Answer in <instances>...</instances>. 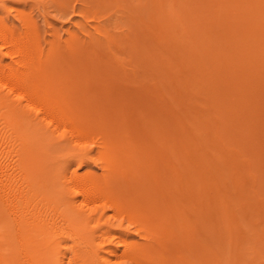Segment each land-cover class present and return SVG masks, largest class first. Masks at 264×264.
Masks as SVG:
<instances>
[{
  "label": "rangeland",
  "instance_id": "1",
  "mask_svg": "<svg viewBox=\"0 0 264 264\" xmlns=\"http://www.w3.org/2000/svg\"><path fill=\"white\" fill-rule=\"evenodd\" d=\"M177 1H175V3L179 5L178 8L180 7V10L172 7L173 3L170 1L171 5L168 0H0V27H5L9 31H16L19 36H23V33L26 32L25 28L29 27L30 32H33L41 49H47L50 44H53L59 47L60 51L64 54L67 52L68 55L69 51L68 58H64L63 61L60 62L64 68H68L67 72L63 71L60 79L69 82L66 78H72L74 86H79L80 88L86 89V92L88 91V98H90L91 102L87 99L88 101L84 100L77 104H79V106L84 104V106H81V109L89 113L90 116L88 114V116H86L90 118V121L92 120L93 122L94 118L92 115H94L104 119L106 122L115 123L121 128V143L124 147L126 146V151H130L132 156V160L130 159V164H128L129 167L132 168V166L135 165L137 167L134 166V168L140 167L144 169L145 172L147 170L149 172L155 170L158 175L152 172V176H158L160 177L159 179L165 178L166 180L164 181L170 186H176L179 181H185L187 178H190V183L193 187L188 189L190 191H194L195 189L199 195H201L203 191H205L203 193L210 191L208 194H204V198H202V194L199 200L204 201L205 199L204 203L202 202V205H205L204 208H207V206H209L208 204H210L208 199H211V201L213 200L212 202L215 203V206H212V203L210 204L215 209L210 212L216 211L214 214L217 215L215 216L217 221L215 222V217L213 219V223H215L216 226L213 225L212 222L213 226H209L210 228H215L214 232L213 229L208 227L205 229V232L197 228L202 225L200 221H198V219L196 220L195 216L192 215V212L196 214L194 212L196 210V205L191 202L190 204L192 205L186 206L189 207L194 205V207L189 208L188 211L190 212L184 211V213L182 212L183 214L179 212L181 215L178 214V217H181V220L176 217L175 214L178 212H176L175 208L172 213V215H175L173 218L179 219L181 222L180 224H183V226L185 225L186 228L184 227L183 229L187 232L192 229L195 230L194 227L201 232L200 236L203 238V241L200 237L199 240H201V242H199L200 248L202 247L200 249L202 260L200 263L201 258L199 261L187 258L193 262L192 264H249L252 259V264H264V245L262 246L264 241L258 237V235L261 236L263 233L262 231H264V51H238L240 50L238 48V50L236 49L237 51L235 49L233 51L234 46L232 48L228 47V49H226V47L224 48L225 50L216 49L214 51H212V49L207 50L208 48H204L206 51H204V49L202 51L195 49V52L178 51V46L175 47L177 51H174L175 49L173 48L174 45L172 42L173 37L169 38L171 41L165 40L169 36L167 33L178 36L179 30H182V32H180L181 34L185 33L183 29L185 31L187 29L188 31L191 27H193L194 31L195 29H200L195 31V33H197L195 36L201 38L203 37L202 34L208 31L207 35L209 37V33H211L210 37L205 38L208 40L211 38L209 40L210 43H212L213 38L217 44H219V42L221 43L223 37L220 36L218 31H215V27L219 22L214 19L216 18L215 12L211 14V11L222 7V3L224 6L228 0H218L220 4H216L217 1L215 0ZM200 1H202L201 3H203V5ZM192 2H196L197 4L193 3V6L190 8L192 12H190L188 7H190ZM167 3L173 10H170L169 7L165 9ZM175 3L173 6L176 5ZM208 3H210V5ZM262 5H264V3H262ZM160 6H163L164 9H160ZM202 7L204 10H202ZM167 9L172 12L176 10V13L173 15L175 16L178 14L179 18L177 15L176 17L172 15L169 22L165 21L163 18V20H161L159 16L161 15L160 11L161 13H168L169 11H167ZM193 9L194 11L197 10L194 12ZM181 11L182 15L180 14ZM200 13L202 16H205L200 17ZM197 14H200L198 17L199 20H195L197 19V17H195V15L198 16ZM150 16L154 19L150 20ZM162 17L165 18V15ZM210 18L217 22L214 26L213 23H210L213 22ZM179 19L182 20V23L178 21ZM172 21H174L175 24H172ZM175 21L178 25H176ZM185 21H188L187 24ZM193 21L196 25L199 23L197 25L198 28L194 26L195 23ZM246 21L249 23L242 22L244 25L241 24V26H250V28L253 29L254 27L257 29L260 28L264 33V20L259 23L262 25H259V27L257 26L258 24H256V22L254 23V21L252 22V20L247 19ZM200 23L202 24V28L199 26ZM166 24L172 27V29ZM203 25L206 26L204 27ZM174 28H176V31ZM170 29L175 32V34L170 31ZM210 30H214L215 33L217 32L216 35ZM260 30L258 31L261 33ZM190 31L188 32L190 33ZM217 36H219V38ZM198 37H196V39L199 42L201 39ZM186 38L187 37H185V40ZM145 40L149 46L152 43L150 42L151 40L154 42V55L156 53V56L153 55V51H150L149 54L151 53L154 59L162 57L159 59L163 61H157L155 59L154 63V59L151 60L153 57L151 58V54L149 55L148 53V58H146V60L142 58L144 56L147 57L146 51H141V49H143L141 44L145 45L143 42ZM203 41L202 39L199 43H203ZM215 42H213V44ZM170 43L172 44L170 45ZM213 44H209V47H212L210 45ZM262 46H264V42ZM229 48L231 51H229ZM139 50L141 52H139ZM0 51L1 53L3 52L2 55L6 57V51H9V47L1 46ZM205 52L207 54H201ZM194 54H197L196 58ZM218 54H222L221 57ZM192 55L197 61H194V58L191 57ZM202 55L205 57H202ZM215 56L217 58H215ZM189 57L191 58L189 59ZM199 57H202V59H200L201 61L198 60ZM183 58L185 59L183 60ZM202 60L205 64L202 63ZM215 60L217 61L215 62ZM159 61L162 62L161 67L153 68L155 65H160ZM207 61L209 64L206 63ZM150 62H153L155 65L152 66ZM146 63L150 65L151 68ZM217 63L220 65L218 68ZM199 65L200 67H198ZM250 66L252 68H250ZM143 67L144 70L142 71ZM134 70L138 71L139 74ZM158 71H160L162 77H158V74L156 75ZM162 71L165 72L163 73ZM166 72L168 74H165ZM219 72L222 73L221 77H218ZM226 72H231L228 78L226 77ZM146 73H149V77ZM223 76H225L226 79ZM133 77L136 80L133 79ZM212 96H215L216 100L212 101ZM208 97L212 98L209 99ZM38 109L39 107L36 106L32 110L35 112ZM96 122L97 120H94V123H91L92 130L95 127L94 131L98 133L100 126H98ZM188 129L191 130V132ZM225 130L229 133L226 134ZM94 131H91V134H89L90 136L87 141L89 144L87 142L86 144L88 148L93 147L92 149L94 150H92L93 152H91V155L92 158L94 157L95 159L97 155L95 153L97 146L92 140L97 139L100 135L98 134L97 136ZM59 132L68 134L67 129H64L63 126L59 128ZM33 136L36 137V140ZM31 137L33 139L31 138L32 140L30 143L33 141L35 142H33V145L31 143L28 146L32 147H30L31 154L29 156L37 172L35 181L43 185L53 175L57 174L60 171L59 169H61L68 160L72 159L70 157V150L72 148L68 149L71 146H69V143L66 142L63 137L53 138L44 134L41 136L38 134L31 135ZM42 137L48 139H40ZM41 140H44L46 144ZM36 141L42 143V146L36 144ZM59 141L62 142L60 143ZM65 143H68V145ZM34 147L36 148L33 149ZM234 147H236V149L238 148L237 151L241 152L235 153ZM228 148L234 151L232 150V152H229L231 150H227ZM214 151H216V153L219 152L222 156H213ZM69 152L70 154H67ZM239 154L241 156H239ZM204 155H206V158L209 160L207 161V165H209L211 161L215 165L211 170L209 169L211 165L206 166V168L209 167L207 169L210 170L209 173L207 172L208 177L206 175L203 176V173L200 174L203 172L200 170H207L205 169L206 163L199 162L202 160L199 158L205 157ZM63 158H66V160L62 161ZM189 159L191 160L188 161ZM244 160L247 161L245 162ZM248 160L252 162V165L250 162V165L247 164ZM224 161H226V163H223ZM37 162L39 165L36 164ZM40 162H42V164ZM134 162H136V164ZM187 162H189V166ZM89 164V168L88 166H83L79 169L76 168V162H73L69 169L70 171L78 170L80 173L90 169L93 171L95 170V173L101 174L102 168L97 163V160H91ZM229 166H231V168L233 166L234 168L231 170ZM249 168H251L252 171L249 170ZM205 172L206 171H204V174H206ZM197 175L198 178L200 177L199 175L203 177L206 176L209 181L206 180L205 177L206 182L202 183L204 181L202 179L203 177L201 178L202 182L199 181L198 178H194L197 177ZM148 176L149 175L144 176V178L149 179L150 177ZM197 179L198 183L196 181ZM199 184H201V186L204 184L201 189ZM146 186H149V184ZM195 186L199 189L195 188ZM203 187H205V190H203ZM206 187L207 189L209 187V191H206ZM72 191L75 192L74 189H72ZM206 195H209V197L207 198ZM188 201L189 199L186 202ZM196 203H198L197 200ZM170 205L172 204L170 203ZM202 205L201 208L203 207ZM211 206L207 209L211 210ZM106 208L104 209L106 215L110 217L108 219L109 222L107 220L108 224L112 223L115 225L120 222L122 223V227L131 226L130 228L133 230V224H128L125 216H117L114 214L112 208ZM211 215L213 217V213ZM194 219L196 221H194ZM91 220L90 225L94 226L96 221L95 219ZM182 220H184L183 223ZM242 221L245 225H250V227L254 229L255 238L251 239L248 244H250L249 247H251L253 245L251 241L256 239L254 251L257 249L261 252L258 253L261 256H259L260 258L256 256L258 251L255 252V258L247 257L249 253L253 251L249 252L250 248L247 249L248 246L246 243L248 238L246 236V241L243 240L244 237L241 239L242 241H238L239 245H236L237 242L234 241L233 237H229L235 231L234 227L238 228L237 222L243 224ZM256 223L259 224L255 225ZM118 225L119 224L114 228L118 227ZM228 226L232 231L227 234ZM187 227H189V230ZM241 228H243L242 225ZM258 229H262L261 234H259L260 231ZM196 230L195 234L198 233ZM243 230L244 229L239 231L242 233L238 234V236H242ZM257 230L258 233H255ZM193 232L191 234H194ZM132 234L131 237L133 239H139L134 232ZM263 236L264 233L262 234V237ZM239 238L241 237H238L237 240H240ZM100 239H98V242L102 243V239ZM232 242L234 244H232L233 246L231 245ZM240 243H244L245 245H240ZM235 245L236 247H234ZM258 246L260 248H258ZM119 248L120 251L123 250L121 245ZM118 253L121 254V252ZM120 254H118V256ZM253 255L254 253L252 256ZM111 259L112 262L116 261L115 264H132L128 262L130 260L123 254L118 258L112 256ZM151 262L154 263V261ZM151 262L146 264H153ZM157 263L158 261H155L154 264ZM158 264L162 263L159 262ZM189 264L191 263L189 262Z\"/></svg>",
  "mask_w": 264,
  "mask_h": 264
},
{
  "label": "bare ground",
  "instance_id": "2",
  "mask_svg": "<svg viewBox=\"0 0 264 264\" xmlns=\"http://www.w3.org/2000/svg\"><path fill=\"white\" fill-rule=\"evenodd\" d=\"M168 1H171L174 5L175 1L177 0ZM185 1L187 2L189 0ZM215 1H217L216 4H220L218 0ZM201 2L202 1H200V3ZM168 3L167 6H165V9L166 7L170 6H168ZM193 3L196 2H192V5L190 4V7H188L189 9L193 6ZM210 3L208 4L210 5ZM262 3H264V0H228L224 4V6L222 3V7L216 8L214 11H211V14H213L214 12L216 14V18H212H214L219 23L221 22L220 24L218 23L219 25L217 24V26L215 27V31H218L220 36L223 37V41L221 43L216 40L219 42V44H217V42H215L213 38L214 35H216L217 33H215L214 30L212 31L215 34H212L213 40L212 43H210L209 40L211 38L209 40L205 38L208 37V31L204 32L202 34L203 37L199 38L198 36H195L197 35L195 31H198L200 29H195L194 31L193 27L188 30H191L190 33L187 31V29V32L183 29V32L185 33L181 34L180 32H182V30H177L179 35L177 33L176 34L178 36H174L170 33H167L169 34V36L166 35L168 36V38L166 37L167 39H164L168 41L170 40L169 38L173 37V48L175 49V47L179 46L178 51L195 52L196 50L202 51L204 48H208L207 50L212 49V51H214L216 49L220 50L226 47V49H228V47L232 48L233 46V51L237 48L240 49H237L238 51H264V46H262L264 42L263 31L260 30V28L257 29L254 27L253 29L248 26V29L247 26H241V24H243L244 22L249 23L248 21H246L247 19L252 20V22L254 21V23L256 22V24H258V27L259 25H261L259 23H261V21L263 22L264 20V5H262ZM201 4L203 5V3ZM173 5L172 7H174L175 9L179 6L177 4V7L176 5ZM172 7H169L170 10L172 9ZM160 9H164V7L160 6ZM170 10L167 9V11H169L168 13H161L160 11L161 15L159 16L161 17V20L164 19L165 21L169 22L171 16L176 13V10H174V12ZM202 10H204L203 7ZM190 12H192L191 9ZM180 14L182 15V11L180 12ZM163 15H165V18L162 17ZM176 15L178 17V14ZM176 15L173 16L176 17ZM199 15H195V17H197V19L195 20H199ZM203 16L202 14L200 15V17ZM259 17L260 19L258 20ZM153 19L154 18L151 17L150 20ZM182 20L179 19L178 21H181L182 23ZM216 21L210 23H213L214 26L215 23H217ZM173 23L174 21H172V24ZM176 25H178L177 22ZM197 25L195 23L194 26ZM167 26L169 27V25ZM199 26H201L202 28L201 23ZM28 28H25L26 32L23 33V36H19L17 35L16 31H9L5 27H0V49L1 46L9 47V51H6L7 58L4 57L2 55L3 52L1 53L0 51V264H115L116 261L112 262L111 257L114 256L118 258L121 254L128 258V260H130L128 262L132 264H146L151 261H154V263L155 261H158V263L160 262L162 264H189V262L192 264L193 262L187 258H192L198 261L201 258V263L202 254L200 252V249L202 247L200 248V242L201 240L203 241V238L200 236L201 232L198 231L197 228H199L201 231L203 230L202 232H205V229L207 227L210 228L211 226L215 225V223H213V219L215 216H217L216 214H214L216 213V211L212 212L213 217L211 215L212 213L210 212L212 210H215L212 207L215 206V203L212 202L213 200L211 201V199H208L209 203H212V206L207 203L209 205L207 206V208H210L211 206V210L204 208L205 205H202V202L204 203L205 199L204 201L199 200L202 194V198H204V194H208L210 192L208 190L210 185L208 189L206 187V191L209 192L203 193L205 191L201 192V190L199 192H201L202 194L199 195L194 188V191H190L188 189L190 187H193V185H191L190 183V178H187V180L184 179L187 182L179 181L176 186H170L164 181L166 180L165 178L159 179L160 177L155 176L157 174L155 170L151 172L147 170L145 172L144 169L140 168L139 166V168H134L135 165L132 166V168L129 167L128 164H130V159L132 160V156L130 151H126V146L124 147L121 143V128L115 123H110L108 121L106 122L104 121V119H101L94 115H92V117L94 118L93 122L92 120L90 121V118H87L89 113L81 109V106H84V104L80 106L79 104H77L87 99H89L90 101V98H88V91L86 92V89L80 88L79 86H74L72 78H66L70 83L66 80L60 79V76L62 75L63 71L67 72L68 70V68L66 66L65 67L67 69L64 68V66H62L60 62L63 61L64 58H68L69 51L68 55L67 52L65 53L67 55L66 56L64 53H62V51H60L59 47H56L53 44H50L47 49H41L40 45L36 41V37L34 36L33 32H30V28ZM169 28L172 29V27ZM176 28H174L175 31ZM196 28H198V26ZM171 29L170 31H172ZM258 30H260L261 33ZM173 33L175 34V32ZM210 34L211 33H209V37ZM185 37H187L186 40ZM196 37L201 39L200 41H202V39L205 41L206 39V41L208 40V42L206 43L205 41L204 43L203 41V43H199L200 41L198 42ZM217 37L219 38V36ZM143 42L145 43V45H147L146 40ZM150 42H152L150 46L149 44L147 46L141 44L143 46V49H141V51H146V55L147 53L149 54L150 51H153L154 55V42L152 40ZM213 42L215 43L213 44ZM208 43L213 44L210 45L212 47H209ZM171 44L172 43H170V45ZM141 51L139 50V52ZM174 51H177V49H175ZM204 51L206 50L204 49ZM229 51H231V49ZM201 54L207 53L205 52ZM196 55L194 54L195 58ZM221 55L219 56L221 57ZM154 56H156V53ZM154 56H152L151 54V58L153 57L151 60L154 59ZM203 56L204 55H202V57ZM191 57H193V55ZM191 57H189V59ZM202 57H199L198 60L202 59ZM142 58L146 60V58H148V55L147 57L144 56ZM159 58L162 57H158L155 59L157 61H163ZM195 58L194 61H197L195 60ZM215 58L217 57L215 56ZM155 59L153 61L154 63ZM184 59L185 58H183V60ZM216 61L217 60H215V62ZM153 62H150V64L152 63V66L155 65ZM202 63H204L203 60ZM206 63L209 64L208 61ZM161 64L162 62H160V65L158 66H153V68H159L161 67ZM217 64V68L220 67L219 63ZM198 67H200V65ZM145 68L148 69L147 67ZM250 68L252 67L250 66ZM143 70L144 67L142 71ZM135 72L139 74L138 71ZM158 72L156 73V75L158 74V77H162V75H160V71ZM162 72L164 73L165 71ZM226 73L227 75H225L228 78V75L231 72ZM148 74L146 73L147 76ZM165 74L168 73L166 72ZM221 74L222 73L219 72L218 77H221ZM151 76L153 77L152 74ZM134 77L133 79L137 78ZM223 77L226 79L225 76ZM211 100H216V97L214 96ZM36 106H38L39 109L33 112L32 109ZM94 120H97L96 124L101 127H99L98 129V133L94 131V126L92 130L91 123H94ZM61 126H63L64 129H67L68 134L59 132V128ZM91 131H94L97 136L98 134L100 135L97 139L92 140L97 146V150L95 152L97 155L95 159L94 157L92 158L91 155V152H93L92 150H94L92 149L93 147L88 148V145L86 144L90 136L89 134H91ZM189 131L191 132V130ZM225 131L226 134L229 133L227 130ZM36 134L40 136L44 134L48 137L51 136L53 138L63 137L65 141L69 143V146H71L68 149L72 148L70 150L71 154L70 152L67 153L70 154V157L72 159L68 160V162L65 161L66 164L62 166L61 169L58 168L60 171L57 174L53 175L43 185L35 181L37 172L29 156L31 154L32 147L30 146V148L28 145L31 143L33 145V142H35L33 141L30 143V141L33 139L31 135ZM33 137L34 139L36 138L35 136ZM40 139L48 138L42 137ZM44 143L46 144L45 141ZM68 143L65 144L68 145ZM36 144H40L42 146V143H38L37 141ZM35 148L36 147H34L33 149ZM234 148L235 151L233 149L232 150L235 153L241 152L237 151L238 148ZM229 149L230 148H228L227 150ZM232 150L229 152H232ZM219 155L222 156L221 154H219V152H213V156L218 157ZM204 156L205 157L203 158L207 159L206 155ZM239 156L241 155L239 154ZM203 158H199L202 159L199 162L206 163L205 169L209 167L210 170L213 169L215 166L214 163L212 161L209 162V165H211L209 166L207 165V161L209 160L207 159L206 161H204L205 159ZM191 159H189L188 161H190ZM64 160H66V158H63L62 161ZM91 160H97V163L102 168V171L100 172L101 174L95 173V170L93 171L90 169L81 173L78 172V170L70 171L69 169L73 162H76V168L80 169L83 166L90 165L89 162ZM249 160L247 164H249L250 162L252 165V162ZM226 161H224L223 163H226ZM40 163L42 164V162ZM134 163L136 164V162ZM36 164L39 165L38 162ZM187 164L189 166V162H187ZM206 166L209 167L206 168ZM229 167L231 168V166ZM232 168L234 167L232 166ZM207 170H200L203 171L200 174L203 173V176L206 175L208 177L207 172L209 173L210 170ZM249 170L252 171L251 168H249ZM204 171H206V174H204ZM152 172L153 174H155L154 176H152ZM147 175H149V179L144 178V176ZM199 176V178L198 175L194 178H198L201 182L203 179L204 181L202 183L206 182V176ZM207 177L206 180H208ZM198 179L196 180L197 183ZM208 181L207 183L209 184ZM147 184H149V186H146ZM203 185L204 184H202V186ZM199 186L201 189V184H199ZM195 188L197 187L195 186ZM72 189H74L75 192L72 191ZM203 190H205V187H203ZM208 197L209 195L207 196V198ZM188 199L189 201L186 202ZM174 200L176 201V203ZM196 200L198 203H196ZM190 202L196 205V210L194 211L196 214L192 212V215L195 216V219H198V221H200L202 225H200L201 227H194L195 230L197 229L196 232L198 231L197 234H195V230L193 229L192 230L194 232L192 230L190 231L189 227H187L189 232L184 230L183 228L185 227V225L183 226V224H180L181 222L179 221V219L181 220L182 218L178 217V214L182 212L184 213V211L190 212L188 211L189 208L194 207V205L186 207L187 205H192L190 204ZM170 203L172 205H170ZM201 205L203 206L202 208ZM106 207L112 208L114 210V214L117 216H125L127 218L126 221L128 222V224H133V230H131V226L122 227V223L120 222L117 223L120 226L118 225V227L116 228L114 227L117 226V224H108L107 220L110 217L106 215V211L104 210ZM174 208L176 209V212H178L175 214L176 217L179 218L178 220L175 219V217L173 218V216H175L174 214L172 215ZM91 219H95L96 221V223H94V226L90 225L92 221ZM195 219L194 221H196ZM216 221L217 218L215 217V222ZM183 222L184 220H182V223ZM211 222L213 223V225ZM80 223L83 225H81ZM242 223L243 224L237 222L238 228L234 227L235 231L232 233L231 236H228L230 238L233 237L234 241L237 242L236 245H239L238 241H242L241 239L243 237V240H245L246 236L248 238L246 243L248 246L247 249L250 248L249 252L253 251L251 253H254V255L252 256L251 253H249L248 255V253L246 252L248 255L247 257L255 258V252L258 251L256 253V256L257 258H260L261 256L258 253L261 252H259V250L257 249L254 251L256 247V239L252 240L253 242L251 241V244H253L251 247H249L250 244H248L251 239L255 238L253 232L254 229L250 227V225H245L243 221ZM257 224L259 223H256L255 225ZM241 225L243 228H241ZM210 229H213V227ZM238 229H244V235L242 234V236H238V234L242 233L239 232L240 230ZM258 230L255 233H258ZM261 230H259V234H261ZM231 231V228H229L228 226L227 234ZM131 232H134V234L138 236L139 239H133L131 237V235H133ZM192 232L194 234H191ZM262 232L264 233V231ZM262 234L261 236L258 235V237L259 239H262V241H264V236L262 237ZM200 237L202 238L201 240H199ZM238 237H241L239 238L240 240H237ZM98 239H100L102 243L98 242ZM232 244L233 242L231 243V245ZM120 245L123 248V250L121 251L119 248ZM236 245L234 247H236ZM240 245L245 244L240 243ZM263 245L264 244H262V246ZM259 246L258 248L261 247ZM118 252H121V254ZM118 254L120 255L118 256ZM251 261L249 262V264L251 263Z\"/></svg>",
  "mask_w": 264,
  "mask_h": 264
}]
</instances>
